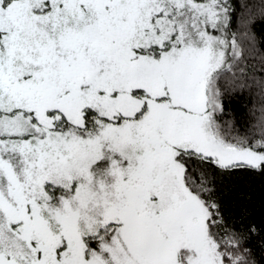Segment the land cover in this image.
I'll use <instances>...</instances> for the list:
<instances>
[{
	"label": "snow or ice",
	"instance_id": "snow-or-ice-1",
	"mask_svg": "<svg viewBox=\"0 0 264 264\" xmlns=\"http://www.w3.org/2000/svg\"><path fill=\"white\" fill-rule=\"evenodd\" d=\"M0 264H264V0H0Z\"/></svg>",
	"mask_w": 264,
	"mask_h": 264
}]
</instances>
